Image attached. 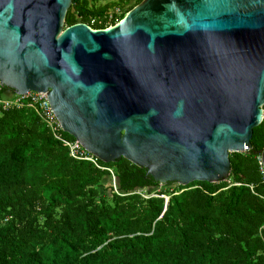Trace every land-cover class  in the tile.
Wrapping results in <instances>:
<instances>
[{"label":"water","instance_id":"obj_1","mask_svg":"<svg viewBox=\"0 0 264 264\" xmlns=\"http://www.w3.org/2000/svg\"><path fill=\"white\" fill-rule=\"evenodd\" d=\"M71 1L0 0V84L160 186L225 180L264 119V0H142L104 29L65 26Z\"/></svg>","mask_w":264,"mask_h":264},{"label":"trees","instance_id":"obj_2","mask_svg":"<svg viewBox=\"0 0 264 264\" xmlns=\"http://www.w3.org/2000/svg\"><path fill=\"white\" fill-rule=\"evenodd\" d=\"M141 1L72 0L64 25L104 29ZM35 109L0 103V264H264V119L225 180L160 186L124 157L71 156Z\"/></svg>","mask_w":264,"mask_h":264},{"label":"built area","instance_id":"obj_3","mask_svg":"<svg viewBox=\"0 0 264 264\" xmlns=\"http://www.w3.org/2000/svg\"><path fill=\"white\" fill-rule=\"evenodd\" d=\"M3 107H8L11 105H28L36 108L35 110L41 116L47 127L51 130L55 138L62 141L69 149L71 156L77 159H85L96 163L97 158L89 153L78 140L75 138L71 141L66 140L62 137L61 125L58 121L48 99V95L43 91H29L25 94H16L9 96L6 99H0Z\"/></svg>","mask_w":264,"mask_h":264},{"label":"rangeland","instance_id":"obj_4","mask_svg":"<svg viewBox=\"0 0 264 264\" xmlns=\"http://www.w3.org/2000/svg\"><path fill=\"white\" fill-rule=\"evenodd\" d=\"M113 2H117V0H97V4H109V3H113ZM116 10H117L116 8L113 9V11H116ZM174 185H175V183L172 186H174Z\"/></svg>","mask_w":264,"mask_h":264}]
</instances>
